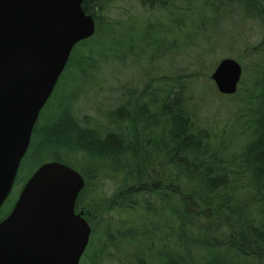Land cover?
<instances>
[{
	"label": "trees",
	"instance_id": "16d2710c",
	"mask_svg": "<svg viewBox=\"0 0 264 264\" xmlns=\"http://www.w3.org/2000/svg\"><path fill=\"white\" fill-rule=\"evenodd\" d=\"M126 1L141 7L124 13L128 22L141 19L143 47L155 45L145 60L156 64V72L141 86L123 87L117 104L103 111L99 124L86 116L76 118L73 91L59 106L57 118L42 127L38 145L39 151L51 145L61 148L63 154L53 160L74 167L84 178L75 211L87 220L91 237L98 233L104 240L90 264H100L112 250L117 264H264V0H82V9L97 26L91 37L75 44L64 70L72 63L81 71L84 65L93 70L113 60L143 61L130 42L123 57L117 53L119 43L111 44L123 16L111 20L109 12ZM234 16L256 22L260 37L248 47L250 58L241 66L244 75L236 91L221 94L232 106L224 120L228 125L206 124L189 106L187 76L165 74L160 59L172 50L200 45L205 54L212 51L234 25ZM222 22L226 26L216 27ZM211 26L220 36L209 32ZM148 31L158 34L146 41ZM96 46L99 50L92 54ZM87 79L83 76L76 84ZM36 124L28 150L37 135ZM99 175L115 181L104 208L101 198L84 203L91 178ZM107 212L141 218L115 223L104 217ZM98 226L105 228L104 234ZM134 232L143 242L157 238L162 247L154 252L151 243L145 250L140 248L143 242L127 240L124 248L114 242Z\"/></svg>",
	"mask_w": 264,
	"mask_h": 264
},
{
	"label": "water",
	"instance_id": "95a60500",
	"mask_svg": "<svg viewBox=\"0 0 264 264\" xmlns=\"http://www.w3.org/2000/svg\"><path fill=\"white\" fill-rule=\"evenodd\" d=\"M82 0H0V207L10 193L40 110L70 53L95 32ZM241 64L220 58L211 78L232 94ZM85 184L74 167L40 164L0 219V264H79L90 226L75 202Z\"/></svg>",
	"mask_w": 264,
	"mask_h": 264
},
{
	"label": "rangeland",
	"instance_id": "374dc122",
	"mask_svg": "<svg viewBox=\"0 0 264 264\" xmlns=\"http://www.w3.org/2000/svg\"><path fill=\"white\" fill-rule=\"evenodd\" d=\"M138 8L141 7L135 1L121 2L110 10L108 18L115 20L118 17H121V15L123 16L120 26H115L113 29L111 38V44L113 43V47L119 43L117 50L118 56L123 57L126 45L130 42L138 59L143 61L137 62L129 59L123 64H120L117 60H113L111 62H102L100 66H96L98 68L95 67L96 69L93 70H88V67L84 65V69L81 71L78 69V66L72 63V65L68 66L66 70H63L62 75H60L58 79L55 92L53 94L51 93L52 95H50L46 104L39 112L36 121L37 135L35 136V140L30 146V149L27 150L21 160L12 189L0 207V216H4L8 211H10L22 185L40 164L53 160L56 154H63V150L61 148H56L53 145L48 146L45 151H39L38 145L42 141V127L49 124L53 118H57L59 106L61 103L66 102V97H69L73 91H76L77 98L74 102V112L76 118L79 121H82V118L86 116L90 123L97 122L99 124L103 117V111L117 104L118 101L116 98L123 87L130 84H133L134 86H141L151 77V73L153 74L156 72V64H149L145 60V55L152 51L155 45H152L153 48L151 46L147 48L143 47L142 30L144 31V28H142L141 19L133 18L128 22L124 13L126 10L129 13H135ZM149 21L153 20L150 19ZM232 21L234 25L228 27L230 30H228L226 35H224L225 37L215 43V47L212 51L208 50L205 54L200 45L193 48L189 47L185 50H172L166 57L160 59L162 65L167 68V71L164 72L165 74L174 75L182 73L187 76L185 80L188 81L186 85V94L189 106L196 110L200 119L206 124L218 123L220 125H228V123L224 122V120L227 118V115H229V112L231 113L232 107L230 103L229 105L226 104L225 101L227 99L224 97L222 98L221 94L216 89V86L210 76L213 69L211 64L213 61L217 62L222 57H232L243 67V63L247 64L248 58H250L248 47L260 37V28L253 20L234 16ZM160 22H164V18H162ZM95 25L97 26V22H95ZM224 25L226 26V24L222 22L216 27L221 28L224 27ZM216 27L211 26L208 30L214 36H220V30L215 29ZM97 28L98 27H96V29ZM153 32L154 31H148V37H146L147 33L145 34V37L147 38L146 41L152 40V38L158 34ZM199 39L201 41L205 40L204 37H200ZM207 43L208 41H205L206 45ZM98 50L99 47L96 46L95 50L91 53L95 54ZM79 56L80 55L78 53L75 54L74 61H76ZM146 71H150V73L146 74ZM196 71L199 72L198 76H194V72ZM243 75H241V78ZM80 76L82 78L83 76H87L88 79L91 77L92 80L87 79L86 83L80 82L78 87L76 83L80 81ZM95 81L98 82L93 84ZM77 164L79 165L80 162L78 161ZM88 187L89 190L87 193L89 194L86 193L84 203L88 202L90 198H101V205L102 208H104L106 206V200L115 188V181L105 175H99L96 179L91 178ZM104 214L105 218H108L110 221L115 223H118L120 219L123 218H125V223H127L126 219L128 220V223L130 221V223H133V220L141 218L140 214L118 215L115 214V212H107ZM138 221L140 222V220ZM98 229L101 235L102 233L104 234L105 228L98 226ZM138 234V232L127 234L124 240L116 239L114 242H118V246H122V248H124V244L128 243L127 240H131L130 242H143ZM111 235L114 234L111 233ZM99 236L100 235L98 233L92 237L90 235L89 242H92L93 244L90 246L87 245L86 248L88 249L89 247V254L84 255L86 251L85 249L79 260V264H90L89 261L91 255L96 249L98 250L101 247V244L104 241L103 239L100 241L101 237ZM144 239L145 242H143V245L140 248L146 250L151 243L154 245L152 250L156 252L155 247H162L163 242H160L157 238L153 240L151 239L153 242H149L150 240H148V238ZM111 247L116 251L115 246ZM131 248L132 245L128 246V249ZM137 249L139 250V248ZM110 252L112 253L113 250L108 252L109 255H104L102 257L100 264H117L114 259L115 256L112 257ZM116 252L121 253L122 249L119 248ZM127 264H129V261Z\"/></svg>",
	"mask_w": 264,
	"mask_h": 264
}]
</instances>
